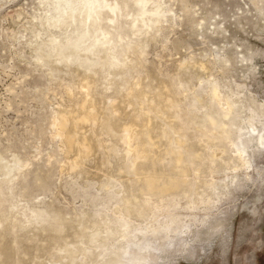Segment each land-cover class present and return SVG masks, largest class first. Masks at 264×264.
<instances>
[{
	"label": "rangeland",
	"instance_id": "1",
	"mask_svg": "<svg viewBox=\"0 0 264 264\" xmlns=\"http://www.w3.org/2000/svg\"><path fill=\"white\" fill-rule=\"evenodd\" d=\"M139 1L142 9L138 0H0V264H101L123 235L151 244L148 264H264V0ZM84 4L106 8L90 33L98 40L75 53L68 45L62 57L56 49L76 27L61 10L87 9L81 26L96 13ZM225 98L236 105L235 138L262 130L244 164L230 150L213 155L203 133V115ZM85 100L95 116L75 130L91 146L83 159L57 115ZM130 147L144 152L138 173L127 168ZM177 155L182 187L141 194L137 177L173 174ZM109 228L102 246L90 242ZM139 228L147 235L133 239Z\"/></svg>",
	"mask_w": 264,
	"mask_h": 264
},
{
	"label": "bare ground",
	"instance_id": "2",
	"mask_svg": "<svg viewBox=\"0 0 264 264\" xmlns=\"http://www.w3.org/2000/svg\"><path fill=\"white\" fill-rule=\"evenodd\" d=\"M58 1V0H57ZM63 1V0H62ZM67 4V3H66ZM70 4V3H69ZM144 2H140L138 0L137 6L139 8L142 9ZM86 7L88 8L87 4ZM146 5V4H145ZM136 6V7H137ZM68 7V6H67ZM135 7V5H134ZM84 8V7H83ZM89 8H96V7H92L89 6ZM88 8V9H89ZM85 9V8H84ZM83 9V10H84ZM100 8L97 7L94 11L96 12L94 16H84L83 21H82V25L80 26V21H79V17L82 14L83 10H79L76 14L72 15V12L69 11L70 8L64 10V8L61 10L62 12V16L65 19H70L71 23H73L75 25V29H74V33L70 35H66L65 37V44H63L62 46L57 47L56 51L59 52V54L63 57L62 51L64 49H66V47L68 45H71L73 48V53H75L76 51H78V49L81 50V47L86 50V49H90L93 46V43L95 41H97L98 39L97 36H90V33L93 29H95V27H97L98 25L101 24V20L104 16V12L106 11V8ZM87 10V9H85ZM111 11V13L113 14L114 17H112L110 19V22L114 23V25H118L117 23H120L121 21L118 22L119 17L121 18L120 15V8H110L109 9ZM134 10V9H133ZM137 10V9H136ZM135 10V11H136ZM59 11V10H58ZM74 11V10H73ZM123 11V10H122ZM121 11V12H122ZM60 12V11H59ZM85 12V11H84ZM88 12V11H87ZM128 12V11H127ZM126 12V13H127ZM130 12V11H129ZM134 12V11H133ZM138 12V11H137ZM136 12V13H137ZM74 13V12H73ZM130 14V13H128ZM127 14V15H128ZM132 14V13H131ZM135 14V13H134ZM129 16V15H128ZM83 17V16H82ZM127 17V16H126ZM135 18V17H133ZM124 19V17H123ZM125 20V19H124ZM123 20V21H124ZM133 22V20H131ZM126 22V21H125ZM135 25H136V19H134ZM133 22V23H134ZM138 22V21H137ZM59 23H61V21H56L55 22V26L58 25ZM131 23V22H130ZM70 24V23H69ZM68 24V25H69ZM138 24V23H137ZM126 26V24H124ZM134 27H136L134 24H132ZM52 26V25H51ZM119 26V25H118ZM130 26V24H129ZM132 26V28H133ZM72 27V26H71ZM127 27V26H126ZM121 28V26H120ZM119 28V30H121ZM130 28V27H129ZM100 30V29H99ZM123 30V29H122ZM132 31V30H131ZM135 31V30H134ZM133 33H135L136 31H138V27L137 30ZM63 32V31H62ZM73 32V31H72ZM99 32V31H98ZM102 32V31H101ZM105 37L107 38L108 33L106 31ZM137 34V33H136ZM104 37V39H105ZM103 39V38H102ZM110 39V38H109ZM109 39L107 40L109 43ZM89 40V43L86 44V41ZM115 40V39H114ZM49 42V41H48ZM51 43V42H50ZM60 44V42H59ZM54 45V44H53ZM58 46V45H57ZM70 46V47H71ZM53 52V51H52ZM58 52H56L58 54ZM68 59V58H67ZM81 59V58H80ZM118 57H116L115 60H113V65L118 62ZM95 62V61H94ZM85 63H90L89 61H87V59H85L84 61H80L79 64H85ZM111 64V65H112ZM90 65V64H89ZM110 65V63H109ZM112 65V66H113ZM118 66V65H117ZM110 67V66H109ZM211 93L213 98H218V91H217V87L215 85V83H213V85L211 86ZM223 96V95H222ZM230 97V96H229ZM91 101V100H90ZM89 100H85L83 101V103L80 105V107L77 110L74 111H70L68 113H59L57 115V126L59 127V129L64 130V137H65V141L67 144L68 149H74V147L77 149L78 151V155L79 158H83L88 156V154L91 151V146L90 144L85 140V139H77L76 137V132L75 130L81 126L82 124L91 121L94 119V114L92 112H89L87 110V107L90 104ZM234 101V100H233ZM215 103L218 101H214ZM235 103V102H234ZM232 101L228 100L225 98V102L224 104L226 105L225 108H220V106L218 108H220L217 111H214L212 113H208L203 115V121H206V127H203V133L205 136H207L211 142H215L212 145V150H213V155L215 156H219V154L224 153L226 150H230L232 152H234L235 157L238 161L242 162L244 164V162L246 161L244 153H245V148L246 145H248L249 142H251L252 140L256 141L257 143L261 144V140L263 139L261 136V131L256 132L255 130L253 131H249L247 132L246 136L244 138H235L234 135L236 134L234 132V130L236 129V118L233 116L232 110L236 107V105L234 104ZM237 103V102H236ZM242 104V103H241ZM217 105V104H216ZM92 107V106H91ZM241 113V112H240ZM236 115V114H235ZM197 118V117H196ZM111 121V120H110ZM201 121V119H200ZM105 122H107L105 120ZM199 123V122H198ZM203 123V122H202ZM201 124V123H200ZM199 124V125H200ZM238 124V123H237ZM103 125V123H102ZM203 125V124H202ZM105 128H109L111 129L109 122L106 123ZM72 127L74 129V133L66 131L67 128ZM131 126H125L122 128L121 131V135L123 136V134H128L126 132H129V130L131 129ZM61 130V131H62ZM80 131V130H79ZM110 131V130H109ZM248 133L250 135H248ZM112 134V133H111ZM141 134V133H140ZM120 135V136H121ZM256 136V138H251V136L253 137ZM127 136V135H126ZM83 138V137H82ZM229 139H233L237 141V144H233L230 143L229 144ZM124 140V139H123ZM177 140V139H176ZM146 141V140H145ZM144 141V142H145ZM174 141V140H173ZM186 141V140H185ZM125 142L128 143L129 142L126 140ZM183 142V141H181ZM253 142V141H252ZM177 143V142H176ZM182 144V143H180ZM176 145V144H175ZM178 145V144H177ZM234 148H231L233 147ZM148 147V146H147ZM145 149V148H144ZM147 149V148H146ZM152 149V147H151ZM133 150L134 153V159L132 161L131 164H129V170L132 171L133 173H138V170L136 168V163L138 161L139 158L143 157L144 152H136V150L132 149L131 147L127 150L129 153ZM148 150V149H147ZM140 151V150H139ZM142 151V150H141ZM148 153V152H147ZM146 153V154H147ZM129 156V155H128ZM194 156V155H193ZM197 158L202 159V156L199 154L195 155ZM131 159V158H130ZM129 160V159H128ZM2 161V160H1ZM82 162V161H81ZM201 162V161H200ZM5 163V162H4ZM129 163V162H128ZM175 172L173 174H168L166 177L163 176H158L156 174H141L139 177V179H142L143 184L139 189V192L143 195L146 194H155V195H161V194H168L171 191H176L178 189H180L183 185V183L185 182V173L187 170H185L184 168L180 167L179 164L181 163V156L177 155L175 158ZM4 168H6V165H3ZM2 168V167H1ZM6 171V170H5ZM4 172V171H3ZM142 172V171H141ZM140 172V173H141ZM7 173V172H6ZM143 173V172H142ZM224 180V179H223ZM225 181V180H224ZM137 184V183H136ZM215 182L210 181L209 183H207L206 185H214ZM216 185V184H215ZM195 186V185H194ZM183 189V188H182ZM185 193V192H184ZM175 194V193H174ZM194 194V193H193ZM133 200L135 202V205H137L138 199L137 197L133 196ZM132 202V201H131ZM157 207V206H156ZM134 209V208H133ZM131 203L129 199H125V204L123 207V211L127 214L131 213ZM133 212V211H132ZM135 214L138 217H144L146 214V211L142 208H140L139 206L136 207L135 209ZM131 215V214H130ZM132 215H134V212L132 213ZM135 216V215H134ZM133 216V217H134ZM115 218V217H114ZM147 218V217H146ZM56 219V218H55ZM54 220V219H53ZM55 221V220H54ZM58 222V221H57ZM113 225V224H112ZM120 226L124 227V228H129L130 225H128L126 222L121 221L120 222ZM161 227H163V231H166V233H168V227L165 224H160ZM147 229H136L134 232V234L131 235V237L133 239H138L139 236H137V234H142L145 233V235H147L148 232H146ZM114 236L115 234L113 233L112 230H106L104 235H102L101 233H99L98 231L95 232L93 235H91L90 237V242L92 244H98L99 246H102V241H106L108 237L110 236ZM101 239V241H100ZM122 239H126L125 241V246L121 249V250H116V251H111L109 253H106L108 256L107 260L104 259L102 261L101 264H148V260H150L151 258H154L153 253H152V248H151V244L149 242H147V240L144 241L143 244H137L134 243L133 240L130 239V236L128 235H123ZM104 244V243H103ZM92 246V245H90ZM78 249V247H77ZM89 252V251H88ZM93 252V251H92ZM93 254V253H92ZM74 255V254H73ZM96 255V254H95ZM105 258V257H104ZM73 259V258H72ZM93 259V258H92ZM91 259V260H92ZM153 260V259H152ZM155 261V260H154ZM100 264V263H99Z\"/></svg>",
	"mask_w": 264,
	"mask_h": 264
}]
</instances>
